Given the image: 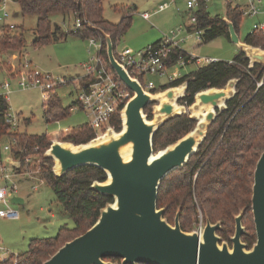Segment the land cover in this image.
<instances>
[{
  "label": "trees",
  "instance_id": "trees-1",
  "mask_svg": "<svg viewBox=\"0 0 264 264\" xmlns=\"http://www.w3.org/2000/svg\"><path fill=\"white\" fill-rule=\"evenodd\" d=\"M13 1L18 4L22 16L33 15L36 19L34 44L65 38L67 33L61 29L60 24L52 23L51 19L55 14H61L63 21L70 15L74 17L75 22L79 20L80 25L76 27L74 23L75 27L68 32L79 34L81 37L98 38L101 41L99 55L108 69L111 68L107 60L106 44L98 30L110 35L116 55V45L129 29L134 10H126L123 5L115 6L122 15L120 20L114 23L103 17L104 0ZM193 14L196 15V22L189 21L186 27L189 31L196 28L202 30L200 42H207L219 36L229 39L226 23L219 15H210L203 4ZM224 15L231 20L238 33L242 16L238 6L226 2ZM4 27L7 31L10 29L6 25ZM243 40L264 48V35L258 31L248 32ZM22 46L21 33L12 35L0 33V50L17 49ZM179 55L188 58L183 49L175 48L166 59V64L172 66ZM247 64L248 59L244 52L238 49L230 60L217 59L206 62L159 86L165 88L186 81L185 96L179 102L188 105L192 102L196 91L212 86L222 87L232 77L238 79L235 84V94L226 102L227 108L217 112L196 151L189 156L182 168L169 172L161 180L156 203L157 207H165L163 216L170 223H173L176 210L180 207L179 223L183 230H189L197 223L199 212L203 221L205 218L211 222L221 220V228L217 233L222 240L227 241L234 231L233 216L239 209L244 208L242 224L246 233L241 239L251 246L256 237L250 209L253 169L258 156L264 150V65L255 64L249 69ZM140 81L143 83L141 78ZM259 81H261L260 85L257 84ZM83 82L84 80H80L79 85ZM46 104L47 107L44 109L46 117L49 115L53 118L62 117L69 112L68 106L64 108L60 104L55 91L50 93ZM6 108H8L7 102L0 95V110ZM144 112L148 117L151 116L150 109L145 108ZM113 124L117 130L120 128L118 116L115 117ZM193 126L194 121L190 120L187 114L166 120L153 134V150L164 148ZM2 136H14L15 144L11 146L9 154L20 163L27 154L44 151L51 140V137L45 133L38 135L10 132L9 125L0 121V137ZM93 136L92 130L85 122L73 128L61 139L80 143ZM2 156L0 150V160ZM51 165V159L43 157L39 165V175L48 182L62 210L72 219L73 225L59 227L54 236L31 238L24 252L15 255L14 260L2 259L0 264H42L43 260L65 241L87 230L98 217L99 208L112 200L111 197L89 187L93 180L105 179V173L100 168L82 165L58 177L52 172Z\"/></svg>",
  "mask_w": 264,
  "mask_h": 264
},
{
  "label": "water",
  "instance_id": "water-1",
  "mask_svg": "<svg viewBox=\"0 0 264 264\" xmlns=\"http://www.w3.org/2000/svg\"><path fill=\"white\" fill-rule=\"evenodd\" d=\"M221 20L226 23L229 40L248 59V68L264 65V48L241 41L231 20L225 15ZM98 31L106 44L110 68L132 93L120 110V128H107L80 143L54 138L43 157L51 159V170L58 177L82 165L100 168L105 179L93 180L89 187L112 200L99 208L98 217L87 230L65 241L42 264H264V150L253 169L250 209L256 237L251 246L241 239L246 233L242 224L244 208L233 216L234 231L227 241L217 233L221 220L211 222L205 218L200 229L183 230L180 207L170 223L163 216L165 207H157L156 203L161 180L182 168L196 151L217 112L227 108L238 79L232 77L222 87L198 90L192 102L185 105L179 100L185 96L186 81L145 90L115 57L110 35ZM149 104L150 117L144 112ZM181 114H187L194 126L154 151V132L166 120ZM6 160L20 165L11 156Z\"/></svg>",
  "mask_w": 264,
  "mask_h": 264
},
{
  "label": "rangeland",
  "instance_id": "rangeland-1",
  "mask_svg": "<svg viewBox=\"0 0 264 264\" xmlns=\"http://www.w3.org/2000/svg\"><path fill=\"white\" fill-rule=\"evenodd\" d=\"M164 1L167 0H104L103 17L114 23H117L122 15L115 9V6L123 5L126 10L134 9L131 25L117 43V50L136 51L154 43L179 24L189 23V18L196 8L189 10L185 4L186 0H171L168 7L159 10V3ZM226 2L227 0H208L205 2V8L210 15L222 17ZM231 2L244 4L247 0H231ZM262 4H264V0H262ZM3 9L8 13V16L4 20H0V33H9V35L21 33L23 39L21 48L0 50V94L6 96L8 112L18 116L16 131L38 135L45 133L51 138L61 139L73 128L85 123L87 121L86 115L81 110H73L62 117L53 118L51 115L46 117L44 112L45 101L42 98L41 90L38 87L22 88L18 84V71L22 69L23 63H28L31 69L41 73H50L55 78L64 79L66 82L55 87L54 91L60 104L65 108L75 98L80 80H85L82 77L84 71L81 64L95 55L98 47L89 46L88 36L81 37L79 34L68 32L75 27L74 17L72 15L66 16L63 21L61 14H55L51 20L52 23L60 24L61 29L67 33L65 38L43 44H34L35 17L33 15L22 16L18 4L12 0H7L4 5L0 1V15ZM141 11L149 13L147 20L140 16ZM262 19H264V15H242L237 33L239 39L242 41L246 34L252 30V24ZM10 23L14 24L15 27L7 31L4 26H8ZM194 34V31L189 32L185 29L179 37L184 36L185 38L180 42V47L189 53H193L196 57L229 60L239 49L236 43L224 36L213 38L207 42H200L195 40ZM204 63L189 62L183 66L175 64L167 68V74L176 71L179 76H182ZM5 81L10 83L8 93L2 87V83ZM144 81L147 84L151 83L157 89L161 84L167 82V77L165 75L146 74ZM151 107L152 104L146 106L150 111ZM10 138L8 136L0 137V150L3 156L9 154L3 149V145ZM43 152L37 151L27 154L26 157L29 158L27 164L23 161L18 166L13 165L16 167V169L14 168L16 174L10 169L8 163H5L7 169L0 172V186L7 185L10 187L14 185V190L10 193L15 194L17 191H21L24 196L23 202L10 203L11 194L6 195L8 206L16 209L18 216L0 215V247L3 249L0 250V257L2 259L14 260L15 255L27 249L28 242L33 237L54 236L59 227H71L73 225L72 219L62 210L61 204L56 200L48 182L42 179L39 173L31 178L25 177V172L37 170L42 162ZM5 173L8 174L7 179L4 178ZM33 185L35 188L32 187ZM0 208H5V205L1 203ZM203 224L204 221L199 212V220L189 230L198 229Z\"/></svg>",
  "mask_w": 264,
  "mask_h": 264
},
{
  "label": "built area",
  "instance_id": "built-area-1",
  "mask_svg": "<svg viewBox=\"0 0 264 264\" xmlns=\"http://www.w3.org/2000/svg\"><path fill=\"white\" fill-rule=\"evenodd\" d=\"M2 1L3 5L6 0ZM208 0H186L185 4L187 8L198 9L201 4L205 7V2ZM231 2V0H227ZM232 5L238 6L241 15L247 16H257L264 15V4L262 0H247L244 4H238L231 2ZM169 3L164 2L158 6L160 10L168 7ZM143 17H147V13H141ZM8 13L3 9L0 15V20L7 18ZM196 15L192 14L189 18L190 22H196ZM80 21L75 22V26L78 27ZM9 28L15 27L14 24H9ZM186 29L185 26L179 25L175 29L169 30L163 37L158 41L148 44L143 48L136 51L128 50H116L115 57L117 60L127 69L128 73L132 77L140 78L143 80V88L145 90H153V85L151 83H145L144 76L146 74H156L159 76L165 75L167 81H171L180 77L176 71L171 74H167L166 59L173 52L175 48H180V42L185 38L180 36ZM187 30V29H186ZM194 31V38L196 41H201L202 30L196 28ZM258 31L264 35V19L255 21L252 24V30L250 32ZM88 43L90 47H98L97 53L92 55L88 61L81 64L84 73L82 77L85 78L84 82L79 85V89L76 90L75 98L72 103L68 105V111L81 110L87 117L86 124L93 132V137L101 135L107 128H115L113 122L115 117L120 118V110L130 97V91L125 87V85L116 77L112 69H108L100 55L99 49L101 46V41L98 38L89 36ZM181 49V48H180ZM188 58L185 59L181 55L178 56L176 62L178 66H183L189 62H209L217 60L212 57H196L193 54H188ZM19 81L18 84L22 88L38 87L42 92V98L45 101V108L47 107L46 101L50 93L55 90V87L65 83L66 81L62 78H55L50 73H41L38 70L31 69L28 63L22 64V69L18 71ZM261 84V81L257 83ZM3 89L6 93L10 90V83L5 81L2 83ZM6 100L5 94H0ZM44 108V109H45ZM0 121L7 123L9 125V131L14 132L18 127V116L8 112V108L0 110ZM54 138H51V140ZM15 144V138L12 136L10 140L6 141L3 145V149L10 151L11 146ZM36 149V148H35ZM29 158L24 157V161L27 164ZM5 163L10 164V169H12V164L6 159L0 160V172H4L7 169ZM9 168V167H8ZM40 166L37 167L36 171L25 172V177L31 178L39 173ZM4 178H8V174H4ZM40 179V178H39ZM35 188V186H32ZM14 190V185L12 186H0V200L6 203V195ZM1 216L7 217H17L18 211L12 209L11 207H6L0 209ZM201 228V227H199ZM198 228V229H199ZM0 250H3L0 247ZM0 260L2 258L0 257Z\"/></svg>",
  "mask_w": 264,
  "mask_h": 264
},
{
  "label": "crops",
  "instance_id": "crops-1",
  "mask_svg": "<svg viewBox=\"0 0 264 264\" xmlns=\"http://www.w3.org/2000/svg\"><path fill=\"white\" fill-rule=\"evenodd\" d=\"M6 1H7V0H6ZM6 1H5V2H6ZM12 1H13V0H12ZM170 1H171V0H167V1H164V2H168L169 5H170ZM164 2H162V3H164ZM162 3H159V5L162 4ZM159 5H158V6H159ZM169 5H168V6H169ZM158 9H159V8H158ZM159 10H160V9H159ZM144 12L148 14V16H147L146 18L143 17V16L141 15V13H144ZM133 13H134V12H133ZM133 13H132V16H133ZM140 16H141L143 19L147 20V19L149 18V13H148L147 11H141V12H140ZM179 25H182V24H179ZM179 25H178V26H179ZM183 25H184L185 27L187 26L186 24H183ZM178 26H177V27H178ZM177 27H176V28H177ZM172 29H173V28H172ZM186 29H187V27H186ZM187 31H189V30H187ZM189 32H191V31H189ZM158 40H159V39H158ZM158 40H156V41H158ZM156 41H154V42H156ZM118 42H119V41H118ZM180 48L183 49V50H184L186 53H188V54L191 53V52H190V53L187 52V51H186L184 48H182V47H180ZM191 54H193V53H191ZM229 60H230V59H229ZM195 63H196V64H200V62H195ZM201 63H202V62H201ZM75 78H77V77H75ZM74 80H75V79H74ZM74 80H72V81L74 82ZM76 89H77V88H76ZM72 101H73V100H72ZM72 101H71L70 103H72ZM70 103H69V104H70ZM69 104H68V105H69ZM9 155H10V154L5 155V156H2V158L4 157V159H6L7 157H9ZM11 170L13 171L14 174H16L15 169H14L13 166H12V169H11ZM17 175H19V174H17ZM19 176H20V175H19ZM10 194H11V193H9V194H7V195H10ZM14 197H16V198H14ZM23 197H24V196L22 195L21 191H17L15 194H11V195H10V197H9V202H10V203H21V202L24 201V198H23ZM12 198L15 199L14 202H11V199H12ZM1 203L5 205V208H6V207H9L8 204H7V201H6V203H4L3 201L0 200V204H1ZM0 209H2V208H0ZM5 259H6V258H5Z\"/></svg>",
  "mask_w": 264,
  "mask_h": 264
}]
</instances>
